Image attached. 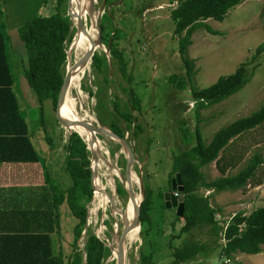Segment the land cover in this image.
Returning a JSON list of instances; mask_svg holds the SVG:
<instances>
[{"label":"rangeland","instance_id":"rangeland-1","mask_svg":"<svg viewBox=\"0 0 264 264\" xmlns=\"http://www.w3.org/2000/svg\"><path fill=\"white\" fill-rule=\"evenodd\" d=\"M91 2L94 11L100 14L98 23L100 21L99 25L100 27L103 25L105 31V38L96 52L106 56L108 70L97 73L92 64V71L87 72L81 79V90L73 88L71 91L77 101L76 110L83 112L87 109L88 113L93 114L89 120L96 123L101 120L108 127H119L134 149L135 160L132 169L135 175L141 174L143 189L148 194L150 221L146 232L142 233L143 237L139 234V239H132L125 249L126 264L138 263L142 239L145 242L144 248L151 250L156 264H173L171 251L181 242L184 235L171 237V234L178 231L180 221L176 222V227L170 225L176 212L174 207L168 208L165 205L163 196L164 191L171 187L172 156L194 143L196 126L200 128L203 139L208 141L217 128L251 113L264 103V50L258 56L259 65L250 80L221 101L196 110L191 86L209 85L220 74L232 72L240 61L250 57L256 45L264 38V0H243L232 6L222 19L213 17L205 19L206 23L217 30L216 33L209 32L203 27L193 31L192 42L187 48V55L194 60V73L190 78L185 74V63L178 51V35L173 32L174 19L170 16V10L175 6L176 0H91ZM6 5V0H0V10ZM71 6L74 11L73 3L70 9ZM77 17L76 11L72 15L70 37L65 49L69 55L72 48L78 45L79 36L77 38L75 25ZM0 21L3 22L2 26L5 29L8 25L16 29L13 41L14 46L19 48L13 54V77L29 95L28 101L23 99L25 112L23 113L27 117L29 115V125L39 134L38 141H43L44 144L46 142L45 145L48 146L49 143L44 139L47 132L56 144L54 148L66 153L64 144L74 124L62 126L57 123L55 109L49 98L43 101L42 109H39L37 95L24 75L27 55L24 42L17 31L19 24L8 22L3 11H0ZM114 47L120 50L124 60V72L119 68L116 58L111 56L110 48ZM79 58L80 56L76 57L75 64ZM68 61L66 58L64 71L65 67L68 68ZM104 75L107 76V80ZM179 78H184V87L180 86ZM131 91L139 98V109L132 108ZM20 93L23 94L21 91ZM113 100L119 103L122 110L131 112L133 121L129 127L126 126V119L115 110ZM74 104L70 101V105ZM137 123L140 128L135 133L133 129ZM82 132L89 143L87 134ZM99 138L98 154L102 169L99 170L98 181L112 192L111 196H106L104 192V197L100 192L97 193L91 204L90 222L86 230L95 232L109 247V253L102 264H115V254L120 250L117 239L113 240V233L118 228L115 216L119 223L120 235L122 227L119 208H126L130 204L127 190L122 195L116 190L117 180L123 186L127 183L126 179L120 178L125 174L127 152L125 149L122 150V143L118 139L112 140L104 134H99ZM232 144L233 146L236 144L238 152H241L240 167L254 150L261 152L263 162L258 173L262 182L255 185L248 183L241 189L242 192L239 191L235 196L222 194L215 197L213 195L218 192L216 190L208 193L211 195L210 203L220 208L215 214L219 224L225 223L226 219L238 210L248 213L253 208L264 205V122L244 131ZM37 147L40 148L38 142ZM211 163L214 161L203 165L206 167L203 169L208 179L219 173L211 171L214 169ZM62 165L65 166V160ZM47 169L54 173V177L63 179L67 174L64 167L55 170L47 165ZM131 177L133 189L138 193L139 200V178L137 177L136 181L132 174ZM112 180L116 196L113 193ZM205 190L201 187L198 192L207 194ZM64 208L67 215L63 209L62 225L65 233L61 239L64 240L63 250L68 255L73 250L72 224L75 217L68 204ZM207 232V227L204 226L202 231L197 229L193 235L187 236L204 240L210 237ZM82 243L81 237L78 239V246L82 247ZM224 259L227 260L220 253V247L215 246L205 255L199 254L179 264H264V244L260 252H237L232 254L228 261L224 262Z\"/></svg>","mask_w":264,"mask_h":264},{"label":"trees","instance_id":"trees-1","mask_svg":"<svg viewBox=\"0 0 264 264\" xmlns=\"http://www.w3.org/2000/svg\"><path fill=\"white\" fill-rule=\"evenodd\" d=\"M242 1L176 0L175 6L170 10V16L174 19L173 32L178 35V51L185 63V74L188 78L194 73V60L187 55L193 31L203 27L209 32L216 33L217 30L206 23L205 19L209 17L222 19L232 6ZM6 4L0 11L5 13L8 22L19 24L18 32L24 42L27 55L24 75L37 95L39 109H42V103L47 98L51 100L55 109L65 72V49L72 24L66 12L67 0H6ZM75 13L71 6V16ZM104 32V27L101 25L102 41L105 38ZM110 43L111 41L109 46ZM263 50L264 38L256 45L250 57L240 61L232 72L220 74L215 81L206 86L192 85L190 90L196 102V110L221 101L239 90L254 74L255 68L259 65L258 56ZM110 52L124 72V60L120 50L114 47V49L110 48ZM92 59L97 73L107 72L106 56L95 52ZM104 78L107 80L106 75ZM178 81L181 83L180 86L184 87V78H179ZM13 82L14 77L5 51L4 36L0 32V138L4 140L5 145H16L19 148L17 152L12 151L10 155L5 154L4 157L14 160H35L38 158V153L27 135L25 114L21 112L11 87ZM130 96L132 108L139 109L138 96L132 91ZM112 102L115 110L126 119V126L129 127L133 121L131 112L122 110L117 101ZM63 111L66 116L74 118L65 107ZM263 122L264 103L251 113L220 126L208 141L203 139L200 128L196 126L194 143L172 156L170 177L178 171L184 186L183 190L179 191L184 200L183 212L181 215L175 213L170 221L172 227H176V222L180 221L178 231L171 234V237L184 235L181 242L171 251L173 264L189 261L199 254L205 255L215 246L220 247V253L224 257H230L237 252L257 253L262 250L264 205H259L248 213L238 210L225 223L219 224L215 217L217 208L210 204L207 194L198 190L201 187L213 188L216 191L244 189L248 183L255 185L262 182L258 170L263 157L257 150H254L235 172H227L213 179H206L202 166L214 161L219 171L225 173L229 166L236 165L242 158L241 154L234 153L226 158L225 152L234 139ZM77 126V124L73 125V130L64 144L66 150L64 170L67 171L65 176L67 180L63 181L62 178L54 177L47 172L56 217L59 215V205L63 202L68 204L75 217L72 224V252L66 255L61 246L53 247L48 233H30L26 229L24 232L0 233V264H82L83 248L86 264H102L109 253L105 241L90 229L86 230L82 247L78 246V239L82 237L87 216L90 222L91 202L88 205V213L86 204L92 193L94 198L96 197L98 190L93 191L91 185L90 151L86 147L85 140L79 135L81 133L84 136V133ZM109 128L123 136L119 127ZM139 128L140 125L137 123L133 131L136 133ZM45 138L49 143L52 140L47 132ZM87 138L90 140L88 135ZM27 149L30 154H23ZM116 190L120 195L126 193V188L119 180L116 181ZM149 221V197L144 190L140 204L141 237L143 231L146 232ZM55 222L58 226L57 218ZM204 226L207 227V233L210 235L208 239L201 240L187 236V234L193 235L194 230L202 231ZM144 243L142 239L137 264H156L151 250L144 248Z\"/></svg>","mask_w":264,"mask_h":264},{"label":"crops","instance_id":"crops-1","mask_svg":"<svg viewBox=\"0 0 264 264\" xmlns=\"http://www.w3.org/2000/svg\"><path fill=\"white\" fill-rule=\"evenodd\" d=\"M2 23L3 22L0 21V32H2L4 36L5 51L9 65L12 69L13 54L14 52H17L19 48L14 46L13 41L14 35L16 36V29L9 25L5 29L2 26ZM11 87L17 97L19 108L23 113V99L25 98L26 101H28L29 95L25 93V89L22 88L23 86L15 82V80L11 84ZM20 91L25 96L21 94ZM28 117L25 115L28 128L27 135L38 153L37 159L14 160L5 158V154L10 155L12 151L17 152L19 148L16 145H5L3 142L4 140L0 138V233L24 232L25 229L30 233H48L51 236L52 246H61L63 248L64 240L61 238L65 231L62 225V213L63 209H65L64 206L67 203L63 202L59 205V215L56 217L52 191L49 186V180H47V172H49L47 171V165L51 166V169L54 168L55 170H57V168L64 167L62 164L65 160L66 154L64 151L61 152L57 148H54L56 144L52 140L49 143L45 136L44 139L49 143L48 146L45 145L46 142L44 144L43 141H38L39 134L32 130L31 125H29ZM37 142L39 143L40 148L37 147ZM235 146L236 144L234 146L231 144L226 150L225 154L227 159L233 153L236 155L241 154V152H238L239 148L237 149ZM23 154H30V151L27 149ZM241 161L242 160L240 159L236 165L229 166L225 173L219 171L215 162L213 164L211 163L214 167L211 171L220 173L213 176V178L224 175L227 172H235L238 168H240L239 165ZM203 168L205 169L206 167H202L204 172ZM53 174V172L50 173L52 176ZM65 176L66 175L63 177V181L67 180V177ZM206 179L208 178L206 177ZM204 188L206 189L205 192H207V195L211 191H214L213 188ZM239 191L242 192L239 188L234 190H219L213 196L216 197L217 195L222 194L235 196ZM208 196L210 201L211 195ZM210 204L217 208V212H219L220 208L218 205L214 206L212 203ZM22 210L25 212L21 213ZM55 218L58 219V226L56 225Z\"/></svg>","mask_w":264,"mask_h":264},{"label":"water","instance_id":"water-1","mask_svg":"<svg viewBox=\"0 0 264 264\" xmlns=\"http://www.w3.org/2000/svg\"><path fill=\"white\" fill-rule=\"evenodd\" d=\"M67 13L69 14L70 21H72V16H71V12H70V0H67ZM100 19H101V17H100ZM76 23H77L76 24L77 31L87 30L86 23L80 14L77 17ZM99 24H100V21H99L98 26H97L96 39L92 41V45L77 60L76 65L82 64L90 58L92 60V56L94 54V49L96 48V45L99 43H102L101 27ZM71 26H72V24H71ZM67 55L68 54L66 52V58H67ZM73 68L65 67V72H64L62 84L60 86V90L58 92V96H57V100H56V106H55V117L56 118H55V120L57 121V123L59 125L70 126L73 124H77V125L83 127L84 129H86L87 131L91 132V147H89L87 145H86V147L90 151V165L89 166L91 169V185L93 187V190L97 189L96 188L97 186L94 184V179H95V177L99 176V174H98L99 173V169H98L99 155L97 154L96 150L93 148V144L97 139L100 140L99 134H104V135L118 139L122 143L123 149H125V151L127 152L125 174L123 177L121 175L120 178L122 180L126 179L127 183L124 184V186H125L128 194H129L130 199L134 202L135 209H134V212H133V215H132L130 222L126 226L122 227V231H121L120 235H119V223H117V217L115 216V222L118 225V228L113 233V240L117 239L118 245L121 249L122 248V242L125 239V237L127 236L129 229L137 227L139 230V234H140V204H141V201L144 197V189H143V185H142L141 174L137 175V177L139 178L138 180H139L140 195H141L140 199L137 201L135 198L136 192L133 189L132 177H131L132 163L135 160L134 149L130 145V143L126 140V138L124 136L119 135L115 131H113L111 128H109L107 125H105L101 120H99L96 123V122H93L89 119H84V118H79V117L70 118V117H63L62 116L61 107L64 103V100H65V97H66V94H67V91L69 88ZM79 135L84 139V137L80 133H79ZM92 161H94L95 164H92ZM183 188H184V186L182 184V179H181L180 173L177 171L174 174V176L171 178L170 189L165 190L163 193L165 205L168 208L174 207L175 212L178 215H181L183 212L184 200H183L182 196H176L174 191L175 190L182 191ZM104 191L109 196H111L110 192L107 189L104 188ZM92 196H93V194H92ZM92 196H91L90 200L87 202L86 206L88 205V203H90L92 201V199H93ZM111 201H112V207H113V198H111ZM87 213H88V210H87ZM87 224H88V222H87V218H86L85 225H84V228L82 230V241H83L82 245L84 244V241H85V232H86ZM110 245L112 246V244H110ZM83 252H84V255H83L84 258H83L82 264H86V260H85L86 254H85L84 248H83ZM115 257H116V263L115 264H126L125 254L121 250H117Z\"/></svg>","mask_w":264,"mask_h":264},{"label":"bare ground","instance_id":"bare-ground-1","mask_svg":"<svg viewBox=\"0 0 264 264\" xmlns=\"http://www.w3.org/2000/svg\"><path fill=\"white\" fill-rule=\"evenodd\" d=\"M72 3H73L75 11H77L78 15L80 14L81 17L83 18V20L85 21L87 30H79V31H77V38L79 36L78 41H77L78 45L73 47L72 51L70 52V55L68 54V56H67V60L69 59L68 68H73V67L74 68L72 70L70 84H69V88H68L69 93L67 91L64 103H63V105L61 107V114H62L63 117H68V116H66L64 114V111H63V107H65V110L67 112H68V110L70 112H72L75 118L79 117V118H84V119H89V118L91 119L93 114L91 112L88 113V111H86L87 109L84 110V111L82 110L83 112H79L78 109L76 110L77 101H76V98L72 95L71 91L73 90V88H77L78 91H80L81 87H82L81 79L83 78V76L87 72L90 73L92 71V69H93V68H91L93 59L91 60V58L88 59L86 62H84L82 64H77V65L74 63V60L76 59L77 56L81 57L82 54L92 45V41L96 39L97 26H98V20H99L100 14H99L98 11L97 12L94 11L93 6L91 5L92 4L91 0H70V5ZM100 46H101L100 43L96 45V48L94 49V53L98 50V48ZM68 96H69V99H70L71 103H73V104L75 103L74 104L75 107L70 105V101L68 99ZM77 127L81 131H84L89 136V138H90V142L89 143H88V141H86V137L84 139H85V141L87 143V146L91 147V132L87 131L86 129H84L83 127H81L79 125ZM71 129H73V127H71ZM111 138L113 140V137H111ZM87 140H88V138H87ZM98 147L100 148V140L99 139H97L94 142V144H93V148L96 150L97 154H98ZM122 150H124V149H122ZM92 164H95V162L92 161ZM98 169L99 170L102 169V164L100 163V155H99V159H98ZM131 174L134 177V179L137 181V175H135V173L133 172L132 168H131ZM111 178H112V176L110 175V179ZM111 182H112V189H113L114 196H116L115 192H114L113 180ZM94 184L97 186L96 187L97 189H95V191L98 190V192H100L101 195L104 197V192H105L104 188H105L106 185L100 184L99 181H98V177H95ZM105 194H106V196H108L107 193H105ZM140 197H141V195H140ZM135 198L138 201V193H136ZM93 199H94V196H93ZM93 199H92V201H93ZM92 201L90 203V209H91ZM87 207H88V205H87ZM134 209H135V205H134V202L131 199H130V204L126 208H119V213L121 214V217H120V225H121V227L126 226L130 222V220L132 218V215H133V212H134ZM87 222H88V220H87ZM136 230H137V232H136ZM136 238L139 239V230H138V228L135 227V228L129 229V231L127 233V236L125 237V239L122 242V248L120 249V247L118 245L119 249L122 252H125V249L130 244L131 240L132 239L135 240Z\"/></svg>","mask_w":264,"mask_h":264},{"label":"built area","instance_id":"built-area-1","mask_svg":"<svg viewBox=\"0 0 264 264\" xmlns=\"http://www.w3.org/2000/svg\"><path fill=\"white\" fill-rule=\"evenodd\" d=\"M174 193H175L176 196H180V195H181L180 192H179V190H175ZM222 240L224 241V238H222ZM225 258H226L227 260L224 259V262H226V261L229 260V257L225 256Z\"/></svg>","mask_w":264,"mask_h":264}]
</instances>
